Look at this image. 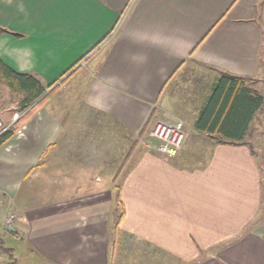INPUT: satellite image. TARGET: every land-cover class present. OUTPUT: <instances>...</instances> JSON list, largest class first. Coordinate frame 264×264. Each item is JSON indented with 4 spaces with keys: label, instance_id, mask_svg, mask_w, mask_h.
<instances>
[{
    "label": "crops",
    "instance_id": "obj_1",
    "mask_svg": "<svg viewBox=\"0 0 264 264\" xmlns=\"http://www.w3.org/2000/svg\"><path fill=\"white\" fill-rule=\"evenodd\" d=\"M0 28L21 36L0 35V62L46 88L73 80L84 115L132 141L117 172L88 183L60 174L58 199L37 202L34 172L64 128L34 108L25 136L0 150L3 264H111L117 205V231L183 264H264V171L246 142L264 106L242 143L196 129L223 73L264 97V0H0ZM174 118L188 119L177 157L137 149L145 127ZM11 212L29 262L5 256Z\"/></svg>",
    "mask_w": 264,
    "mask_h": 264
},
{
    "label": "rangeland",
    "instance_id": "obj_2",
    "mask_svg": "<svg viewBox=\"0 0 264 264\" xmlns=\"http://www.w3.org/2000/svg\"><path fill=\"white\" fill-rule=\"evenodd\" d=\"M192 71L189 73V76L193 77L194 82H196L199 80L202 70L194 68ZM251 81L249 80L250 84ZM47 93L50 96L44 99L35 109L42 106L50 108L55 117L63 125L64 131L59 140L45 155V160L43 161L45 163H41L37 170H35L34 174L39 175L38 178L35 177L32 181L36 184L33 185L34 189L37 190L35 193V197H38L36 201L51 203L58 198L49 196H52L51 194L56 195L57 186H61L62 180H64V178L59 180L60 177L58 176L60 174H66L71 177L76 174V177L87 178L83 180V183H88L89 175L96 179L97 177H101L102 174L110 175L109 173H112L110 172L111 170L115 173L120 167L122 159L131 150L132 141L125 139L124 136L127 137V135L120 133L115 127H105L103 125L105 122L100 120L99 117L84 115L87 111H84L82 107L84 101L81 90L77 89L73 80L65 84L59 83L51 86ZM22 99V95L10 91L3 82H0V134L7 129L14 130L17 128L18 131L14 136L17 138L25 136V123L29 116L22 117V112H20ZM175 120L183 121L185 126L186 121H188L186 118H174L173 121ZM20 125L22 126L19 128ZM152 125L153 123L150 126L152 127ZM151 127L147 130H150ZM142 136L138 143H135L137 149H145L156 153L144 146V142L146 141L145 135ZM89 141L93 145L96 144L98 148L96 150L86 148L90 144ZM246 142L249 145L251 144L250 146L259 159V164L264 171V109L258 114ZM79 144H82V148L78 147ZM74 145L77 147L75 148ZM132 157H135V155L132 154ZM105 159L112 162L107 164L105 163ZM106 169H109V171ZM42 175L44 176L43 178L41 177ZM65 184L66 190L72 188V184H68L67 182ZM41 185L47 186L46 189H43L46 191L45 196L43 195L45 192L40 190L42 188ZM82 193L84 195L85 191ZM117 206V210L115 209L114 211L115 213L111 214V264H183L173 261V259L155 251L153 247L151 248L133 238L126 237L117 231L118 229L115 225H117L118 217L121 213L120 206ZM3 233L4 246L12 249V255L14 254L11 258L7 256L9 254H5L7 260L14 258L15 261L29 262L32 256L25 249L22 239H18L6 230ZM2 253L4 252L2 251Z\"/></svg>",
    "mask_w": 264,
    "mask_h": 264
},
{
    "label": "trees",
    "instance_id": "obj_3",
    "mask_svg": "<svg viewBox=\"0 0 264 264\" xmlns=\"http://www.w3.org/2000/svg\"><path fill=\"white\" fill-rule=\"evenodd\" d=\"M2 34L21 37L0 28V35ZM248 81L247 78L236 77L227 73L221 74L212 96L200 113L196 122V129L212 135L214 139L221 143H242L250 131V125L256 114L264 106V97L250 88ZM0 82H3L10 91L22 95L20 112L23 113L34 105L23 118L28 117L34 108L50 96L47 92L51 86L44 87L32 75L15 73L2 62H0ZM146 130L147 127L138 133L136 144ZM17 131V128L14 130L7 129L0 134V150L14 137ZM157 252L181 263L163 251Z\"/></svg>",
    "mask_w": 264,
    "mask_h": 264
},
{
    "label": "built area",
    "instance_id": "obj_4",
    "mask_svg": "<svg viewBox=\"0 0 264 264\" xmlns=\"http://www.w3.org/2000/svg\"><path fill=\"white\" fill-rule=\"evenodd\" d=\"M31 108L33 107H30L28 110L23 112L22 117ZM16 116L18 117V115ZM152 123V127L149 126L151 127V129L145 131L143 134V136L145 135V140L147 141L144 142V146L147 149L151 151L153 150L156 153L164 156L165 158L171 159L177 157L181 153L186 140L184 122L181 120L165 121L162 119H158L153 121ZM2 204L3 202L0 201V205ZM18 220L19 215L16 212L9 213L4 224V230L13 232ZM0 264H3V258L1 256Z\"/></svg>",
    "mask_w": 264,
    "mask_h": 264
}]
</instances>
